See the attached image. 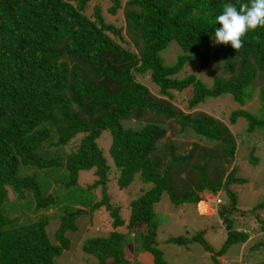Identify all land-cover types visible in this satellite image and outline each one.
Here are the masks:
<instances>
[{"label": "trees", "instance_id": "16d2710c", "mask_svg": "<svg viewBox=\"0 0 264 264\" xmlns=\"http://www.w3.org/2000/svg\"><path fill=\"white\" fill-rule=\"evenodd\" d=\"M89 1L0 0V264H56L69 246L66 231L75 230L76 215L101 207L112 230L84 240L82 249L95 257L91 264H142L131 262L133 241L117 229L125 220L120 206L110 203L111 177L119 188L135 178L148 184L127 202L126 227L154 264H167L154 218L163 193L180 204L220 192L235 171L237 142L229 124L242 116L247 131L264 129V28L243 37L237 52L230 44H213L220 25L209 22L224 3L238 7L248 0H107L110 16L122 12L119 26L106 21L99 5L88 13ZM169 39L181 53L165 65L159 51ZM193 55L203 69L213 63L211 85L191 73L177 76ZM144 73L158 92L137 79ZM185 89L183 110L172 100L174 91ZM256 89L257 114L238 108L227 123L205 110L191 112L206 98L223 95L242 105ZM131 119L140 126L123 125ZM188 130L217 147L175 139ZM102 132L110 137L103 151L97 142ZM81 170H92L93 181L80 184ZM230 195L233 204L235 194ZM37 213L36 219L21 218ZM260 214L256 228L263 231ZM53 217L60 220L55 242L45 229ZM226 230L217 250L202 230L188 240L212 252L213 264H223L217 257L229 244L250 235V230L235 234L229 225Z\"/></svg>", "mask_w": 264, "mask_h": 264}, {"label": "rangeland", "instance_id": "374dc122", "mask_svg": "<svg viewBox=\"0 0 264 264\" xmlns=\"http://www.w3.org/2000/svg\"><path fill=\"white\" fill-rule=\"evenodd\" d=\"M95 4L101 7L106 21L113 22L116 26L123 23L121 10L115 16H110L107 13V8L109 6L107 0H90L88 2V13L93 9ZM180 53L181 50L179 49L177 41L169 39L166 45L159 51V56L165 65H172L176 62L177 56ZM212 64L213 63L203 69L200 66L198 57L193 55L192 58L184 63L177 76L181 77L184 74L191 73L201 78L207 85H211ZM136 77L143 81L153 92H158V88L150 81L148 73L139 74ZM257 91L256 89L253 97L242 105L235 102L229 95H223L221 97L206 98L202 107L194 108L191 112H202L205 110L214 117L229 123V116L235 109L244 108L251 113H258L260 103ZM174 92L175 96L172 102L184 110L185 108L181 105L183 104L181 101L186 100L189 92L187 89L182 92ZM140 124L141 123L136 119L123 122L125 127L132 128H137ZM229 127L237 142L234 158V176L237 178V181H230L227 189L223 188L220 190L219 198L222 201L221 203H217L216 207H213L215 205L212 201L213 208L212 211H209L212 215L204 216V219L198 216L194 217L193 203L185 202L175 204L169 199L167 193H163L162 198L156 204V214L154 218L158 222L159 229L156 237L158 247L159 244L162 243L160 242L162 238L167 237V240L173 237L183 238L181 242L177 243L163 242V246L160 248L163 251L162 255L167 264H212L214 260L212 258V252L211 254L207 252L199 242L188 240L191 235L199 232V230L195 229L203 225L207 228L202 234L203 239L210 244L214 250L219 249L226 240L228 235L226 227L228 225L232 227V232L235 234H239L238 231L246 228L250 229L251 237L244 241L243 246L241 241H233L229 244L226 251L221 256L217 257V260L219 259L223 264H225L226 261V259L223 258H227L236 264L239 262L240 264L243 262L253 264L257 261H264V230L259 231L256 226L251 227L254 223L258 224V219H256L258 212L264 215V129L255 128L251 131H247L248 123L245 117L242 116L237 117L233 124H229ZM174 137L178 142H181V144L199 142L212 146V148L217 147L213 144L215 143L214 141L201 139L189 130L177 133ZM97 142L102 151L106 150L110 142L108 133L102 132ZM232 166V163L228 164L226 170L231 169ZM94 178L95 176L92 170H81L78 173V182L80 184H87V182L93 181ZM112 178L113 177H111V181L109 182L111 185H109L108 190L110 203L115 206H120L119 213L125 220L129 214L125 203H127L130 198L140 194V191L142 192L146 187L144 188L145 184L141 181L136 183L137 178H135V180L126 187L119 188L118 186L116 187V185L114 186L115 181H113ZM232 192L235 194V201L233 204L230 199V193ZM93 194L96 196L95 192H93ZM8 195L10 199L14 198L12 192H9ZM207 197L208 196H206L204 200L206 202H208V199H206ZM167 204H172L175 210L179 209L178 207L183 208L184 206L185 208H190V210L184 209V213L179 211V214L176 213L167 216L163 214V212L167 211ZM229 206L230 209L227 210ZM19 213L24 214V212L21 211ZM34 215V218H27L24 217V215H22L21 218H25L26 221H28L29 219L38 218L41 214L37 213ZM220 217L222 219H219ZM73 222L76 226L75 230L68 229L66 231L69 246L55 258V262L56 264H91L95 261V257L93 254L85 252L82 249V244L84 240L89 237L105 235L112 230L108 212L104 210V207L89 213L81 212L76 215ZM179 222L189 227V232L179 231V226L181 225V223L178 224ZM59 224V218L57 219L54 217L50 218L46 223L45 229L47 236L52 242H55L54 231ZM118 229L123 233H128L126 237L132 239L135 251L131 252V250H129L128 254L130 257L133 256L134 258L137 251L141 249L137 247L138 240L131 237V233L127 230L126 225L119 226ZM169 232H171V234H169Z\"/></svg>", "mask_w": 264, "mask_h": 264}, {"label": "clouds", "instance_id": "9594fccd", "mask_svg": "<svg viewBox=\"0 0 264 264\" xmlns=\"http://www.w3.org/2000/svg\"><path fill=\"white\" fill-rule=\"evenodd\" d=\"M209 22L220 25V27H215L214 29L213 44H230L238 52L244 46L243 37L258 28H264V0H248L246 3H240L238 7L233 3H224L222 13L216 15ZM255 39L259 41V37H255ZM210 196H212L211 200L215 207L217 199L221 203L219 194ZM213 203H210V208ZM261 215L263 216L262 213ZM131 236H133V233H131ZM130 247L132 252H134V245L130 244Z\"/></svg>", "mask_w": 264, "mask_h": 264}, {"label": "crops", "instance_id": "0c3cea01", "mask_svg": "<svg viewBox=\"0 0 264 264\" xmlns=\"http://www.w3.org/2000/svg\"><path fill=\"white\" fill-rule=\"evenodd\" d=\"M141 180H138L137 179V182L136 183H138V182H140ZM144 184V183H143ZM147 188L148 187V184H145V186H144V188ZM145 188V189H146ZM140 193H141V191H140ZM220 192H218V193H216V195L217 194H219ZM210 195H212L211 193H202V194H200V197H201V200L199 201V202H197V203H193L194 204V217L195 216H198L199 218L201 217V218H203L204 216H210V215H212V214H210V210L212 211V208L213 207H215V206H213L212 207V204H211V208H210V203L212 202V200H211V198H210ZM216 195H213V196H216ZM206 196H208L206 199H208V202H206V201H204L205 200V197ZM136 197V196H135ZM212 197V196H211ZM134 198V197H133ZM162 198V197H161ZM132 198H130L129 200H131ZM204 199V200H203ZM207 203V204H206ZM125 204H127V203H125ZM127 206V205H126ZM184 206V205H183ZM125 208V207H124ZM127 208H128V206H127ZM156 208V207H155ZM166 208H167V211L166 212H163V214H165V215H170V214H176V213H178L179 214V211H182L183 213L185 212V210L184 209H187V210H190V208H185V206L183 207V208H181V207H178L179 209H177V210H175L174 208V206L172 205V204H167L166 205ZM156 214V209H155V213H154V215ZM260 216H261V214H260ZM259 216V218L260 219H264L262 216L260 217ZM100 217V216H99ZM204 219V218H203ZM197 220V219H196ZM157 221V220H156ZM181 222H179L178 224H180ZM194 223V222H193ZM177 224V225H178ZM124 225H126V219H125V224ZM197 226V225H196ZM254 226H258V224H256V223H254L251 227H254ZM250 227V228H251ZM119 230V229H118ZM194 230V229H193ZM195 230H202L201 232L202 233H204L206 230H207V228L205 227V225H203V226H198ZM244 230H250L249 228H246V229H244ZM121 231V230H120ZM179 231H185V232H189V227H187V226H185L184 224H182L181 223V225L179 226ZM159 232V229H158V222H157V233ZM169 234H171V232H169ZM156 237H157V234H156ZM251 237V234L249 235V237L248 238H250ZM247 238V239H248ZM161 241L160 242H162V243H160L159 244V248L160 247H162L163 246V242L164 243H167V237L166 238H162V239H160ZM244 243V242H243ZM242 243V246L244 245ZM241 246V247H242ZM137 247H138V244H137ZM139 248V247H138ZM161 249V248H160ZM134 251H135V249H134ZM161 251H162V249H161ZM163 252V251H162ZM207 252H209V251H207ZM210 253V252H209ZM163 254V253H162ZM211 254V253H210ZM223 257V256H222ZM223 259H226V261L228 260L227 258H223ZM165 260V259H164ZM220 261V260H219ZM225 261V262H226ZM131 262L132 263H134V262H138V263H142V264H154V260H153V256L151 255V254H149L148 252H145V251H142V249H139L138 251H137V254L135 255V257L133 258V256H132V260H131ZM228 262H232V261H230V260H228ZM212 264H213V261H212Z\"/></svg>", "mask_w": 264, "mask_h": 264}, {"label": "water", "instance_id": "95a60500", "mask_svg": "<svg viewBox=\"0 0 264 264\" xmlns=\"http://www.w3.org/2000/svg\"><path fill=\"white\" fill-rule=\"evenodd\" d=\"M233 177H234V171H232L231 174L229 175L226 183L224 184V189H227L228 183L233 179Z\"/></svg>", "mask_w": 264, "mask_h": 264}, {"label": "built area", "instance_id": "2783aa9c", "mask_svg": "<svg viewBox=\"0 0 264 264\" xmlns=\"http://www.w3.org/2000/svg\"><path fill=\"white\" fill-rule=\"evenodd\" d=\"M219 202H220V200H219V199H217L215 203H219Z\"/></svg>", "mask_w": 264, "mask_h": 264}]
</instances>
